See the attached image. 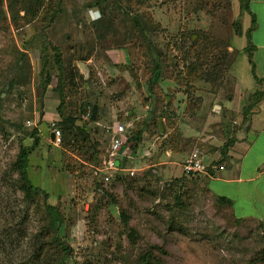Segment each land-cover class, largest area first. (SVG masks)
<instances>
[{
  "label": "rangeland",
  "instance_id": "374dc122",
  "mask_svg": "<svg viewBox=\"0 0 264 264\" xmlns=\"http://www.w3.org/2000/svg\"><path fill=\"white\" fill-rule=\"evenodd\" d=\"M242 7L240 0H0V234L12 241L4 250L0 239V264H49L44 255L30 262L43 202L63 217L65 264H135L146 254L153 264H264L261 197L240 198L232 215L202 179L179 173L195 150L227 167L243 109L264 98L242 50ZM59 104L83 122L93 105L97 112L84 140L62 133L55 148L48 124L60 120ZM119 123L126 138L140 132L126 160L135 172L103 183L94 168ZM22 148L26 179L44 201L18 190ZM49 259L57 264L56 254Z\"/></svg>",
  "mask_w": 264,
  "mask_h": 264
},
{
  "label": "crops",
  "instance_id": "0c3cea01",
  "mask_svg": "<svg viewBox=\"0 0 264 264\" xmlns=\"http://www.w3.org/2000/svg\"><path fill=\"white\" fill-rule=\"evenodd\" d=\"M246 1L247 9L241 16L245 18L244 32L245 35L248 36L247 43L252 47L249 59L251 63L250 67L254 84L257 86L255 89L261 88V91L264 93V89H262L264 87V0ZM251 106L252 108L249 111V116L244 119L243 125L241 126L242 128L236 132L238 137L230 144L231 148L228 155V166L222 167L217 173L209 171V176L198 177L202 179L201 182L205 183V189L208 194L215 199L223 198L229 201L230 205L227 209L231 214L236 212L235 204L240 198H246L244 203H249L247 197H261L260 201L263 202L264 205V188L260 191L262 185L258 188L256 187L257 182L261 184L262 182L264 183V181H262L264 176V98L262 97ZM77 125L81 126L78 123ZM251 136L253 137L249 138ZM260 137L262 138L261 145L258 148L260 141L257 143V140ZM131 145L132 143H129L127 148H124L120 157V161L125 169H131L126 166V160H129V147ZM107 148L104 150L99 161V167L102 159L105 157ZM254 151L258 153H254L257 154V157L253 155L250 156V153ZM199 157L205 164H210L206 156H202L199 153ZM95 169L96 168H94V170ZM179 170L180 176H182L181 166ZM95 176L97 177V175ZM250 184H252V187H249ZM253 184H255V186H253ZM238 210L241 211V208ZM241 216H243V214Z\"/></svg>",
  "mask_w": 264,
  "mask_h": 264
},
{
  "label": "trees",
  "instance_id": "16d2710c",
  "mask_svg": "<svg viewBox=\"0 0 264 264\" xmlns=\"http://www.w3.org/2000/svg\"><path fill=\"white\" fill-rule=\"evenodd\" d=\"M240 1H242L243 11H246V9H247L246 8V2L247 1L246 0H240ZM132 23H133V25H137L136 22H133V20H132ZM238 26H239V24H238ZM235 30L238 31L239 28H237ZM251 49H252V47L249 43H247L246 46L244 47V49H242L246 53H248L249 58H250ZM249 64L251 65L250 62H249ZM47 81H48V79H47ZM45 85H47V84H45ZM61 102H62V99L60 98V104H61ZM60 104L58 107V117L60 120L57 123V127L61 131L60 134L62 135V133H63L64 136L66 135V138H68L70 136L72 141H76L77 139L78 140L80 139V141L84 140L86 138V136H85L86 124L87 123H89V124L96 123L97 108L93 105L90 109L89 118L85 122H83V121H80L78 116L73 114L71 111H69V113H67L65 115L63 113H61ZM251 108H252L251 105L246 106L243 109L244 110L243 113L247 115L249 113V111L251 110ZM246 115H245V119H246ZM77 123H80L81 126H78ZM72 131H74L73 134L71 133ZM35 134H36L35 129H32L30 136L33 137L32 145L34 147L38 146V144H39V139L37 137H35ZM139 136H140V132H139V134H135L134 136L129 137L126 140V142L124 143V148H127L129 143H132V148H133L135 143L139 140V138H140ZM63 142H64V140H62V143ZM231 143L232 142L229 141V144H231ZM28 151H29L28 148H22L21 152L19 154L18 160L15 163V167H14L15 169L14 170L18 174V179H20V181L22 182V184L20 186H18V190H20L22 192L23 191H25V192L30 191L34 195L39 194V193L43 194L44 197H42V198L44 201V200H46L47 196L39 188L31 186L26 179L25 168H26V164H27V158L26 157H27ZM93 175H94V172H93ZM114 178H115L114 180L117 181V180L121 179V176L116 175ZM34 198L35 197H26V199L28 201H31ZM175 198L177 199L178 197H175ZM43 204H44L43 205L44 214H43V218H41L42 223H44V227L42 230L43 233H40L35 238V241H34L35 246L33 248L32 254L30 256V260H31L30 262H32V263L37 262L39 260V258L42 257V255H44V257L46 258V262L50 264V262H52L53 260L49 259V256L51 257L54 254H56L57 255V264H65L71 250L61 240L60 236L57 234V227H59L63 224V217L55 206L48 205L44 202H43ZM214 204L217 206L223 207V208H229V205H230L229 201H226L223 198L215 199ZM10 236H11V234H9L7 231L2 232L0 234V239L1 238L5 239L4 244H3L4 250L12 242L11 240H9ZM46 237H48V238H46ZM127 237L131 238V235L128 233ZM45 239H47V240H45ZM41 240L44 241L42 245H40V243H39ZM261 241H262V247L257 252V259L264 261V235H262ZM44 244H46L47 248H43ZM48 252L49 253L53 252V254L47 256ZM152 259H156V258L154 256L152 257L151 254H146V255H144L143 258L139 257L138 261H136L135 264H153ZM156 264H158V263L156 262Z\"/></svg>",
  "mask_w": 264,
  "mask_h": 264
},
{
  "label": "built area",
  "instance_id": "2783aa9c",
  "mask_svg": "<svg viewBox=\"0 0 264 264\" xmlns=\"http://www.w3.org/2000/svg\"><path fill=\"white\" fill-rule=\"evenodd\" d=\"M87 117L88 114H85L84 118L86 119ZM25 123L26 126H34L32 122L26 121ZM48 130L49 144L54 147H58L61 144V138L57 123L55 121L49 122ZM126 140L127 138L124 125L121 123L115 125V127L111 130L109 146L106 150L105 157L102 159L100 167L94 170V174L97 175L103 183L112 180L116 175L128 174L132 176L134 174V170L125 169L124 165L120 161ZM221 169V165H208L202 162L199 157V153L196 150L191 152L181 163L182 176L189 179L209 176V171L217 173Z\"/></svg>",
  "mask_w": 264,
  "mask_h": 264
},
{
  "label": "clouds",
  "instance_id": "9594fccd",
  "mask_svg": "<svg viewBox=\"0 0 264 264\" xmlns=\"http://www.w3.org/2000/svg\"><path fill=\"white\" fill-rule=\"evenodd\" d=\"M97 15V18L99 17V13L96 14Z\"/></svg>",
  "mask_w": 264,
  "mask_h": 264
},
{
  "label": "water",
  "instance_id": "95a60500",
  "mask_svg": "<svg viewBox=\"0 0 264 264\" xmlns=\"http://www.w3.org/2000/svg\"><path fill=\"white\" fill-rule=\"evenodd\" d=\"M155 76H156V72H155V74H154V78H155Z\"/></svg>",
  "mask_w": 264,
  "mask_h": 264
}]
</instances>
